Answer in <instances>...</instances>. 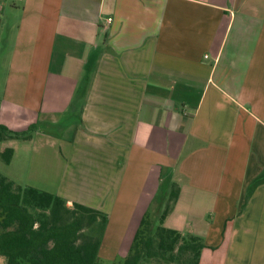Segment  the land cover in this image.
Returning a JSON list of instances; mask_svg holds the SVG:
<instances>
[{
	"label": "crops",
	"instance_id": "crops-1",
	"mask_svg": "<svg viewBox=\"0 0 264 264\" xmlns=\"http://www.w3.org/2000/svg\"><path fill=\"white\" fill-rule=\"evenodd\" d=\"M0 43V125L58 124L80 85L12 181L100 211L102 259L177 183L201 264H264V0H0Z\"/></svg>",
	"mask_w": 264,
	"mask_h": 264
},
{
	"label": "trees",
	"instance_id": "trees-1",
	"mask_svg": "<svg viewBox=\"0 0 264 264\" xmlns=\"http://www.w3.org/2000/svg\"><path fill=\"white\" fill-rule=\"evenodd\" d=\"M80 85L62 122L64 128L82 111ZM75 104V106H74ZM39 130L32 124L15 132L0 125V158H13L12 142L27 143ZM180 185L171 183L158 216L147 211L135 232L128 254L111 264H201L206 248L202 238L165 227L179 197ZM106 217L98 210L73 203L35 188L20 186L0 174V257L5 264H107L99 257Z\"/></svg>",
	"mask_w": 264,
	"mask_h": 264
},
{
	"label": "rangeland",
	"instance_id": "rangeland-1",
	"mask_svg": "<svg viewBox=\"0 0 264 264\" xmlns=\"http://www.w3.org/2000/svg\"><path fill=\"white\" fill-rule=\"evenodd\" d=\"M5 32H6V30H5ZM2 44H4V43H0V47L2 48V50H4L6 47L4 45L2 46ZM0 67H4V66L0 65ZM2 73L3 72L0 69V74H2ZM63 119H61V120H63ZM69 124H71V122ZM49 128H47V126L45 124L44 125H41V124L39 125V130L41 132L45 133V134H48L49 132L56 133V132H58V130H60V131L62 130V128H60V127L59 128L58 127H54V128H51V129H49ZM14 144H15V147H16V152H15L14 158H12L13 160H12L11 164H8V165L4 164V162L0 158V174H2L3 176L7 177L10 180H14V179L15 180L16 179L20 180L21 172L23 173V163H22V161L20 159V156H19V154L21 153V150L19 149V146L21 144H23V143L15 141ZM0 147H1V145H0ZM11 178H13V179H11ZM154 210L155 209L151 210V215H152L153 219H155V216H156V215H154L155 214ZM133 238H134V234L133 235L131 234L130 238L128 239V242L126 241V244L124 243V245H123V248H124L123 250L124 251H123V253H122V250L120 252V254L122 253V255H118V256L115 255L111 259H102V257L99 255L100 259L102 261L104 260L105 263H107V264H111V263H114V262L118 263V262L122 261L123 258L128 254V251H129L130 246L132 244ZM0 264H5V259L3 257H0ZM145 264H163V263H158L156 261H151V262L145 263Z\"/></svg>",
	"mask_w": 264,
	"mask_h": 264
},
{
	"label": "built area",
	"instance_id": "built-area-1",
	"mask_svg": "<svg viewBox=\"0 0 264 264\" xmlns=\"http://www.w3.org/2000/svg\"><path fill=\"white\" fill-rule=\"evenodd\" d=\"M111 22V19H108V23Z\"/></svg>",
	"mask_w": 264,
	"mask_h": 264
}]
</instances>
